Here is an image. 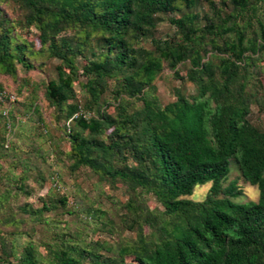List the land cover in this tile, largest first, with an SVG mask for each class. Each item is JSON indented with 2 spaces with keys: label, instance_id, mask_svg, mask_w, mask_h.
<instances>
[{
  "label": "trees",
  "instance_id": "obj_1",
  "mask_svg": "<svg viewBox=\"0 0 264 264\" xmlns=\"http://www.w3.org/2000/svg\"><path fill=\"white\" fill-rule=\"evenodd\" d=\"M2 3L18 16L9 19L0 9V72L14 77L18 66L35 69L39 57L58 60L44 97L55 121L66 124L70 170L87 168L111 188L125 187L118 223L136 237L111 245L67 228L52 231L41 245L44 253L32 239L18 249L15 230L6 236L2 227L17 228L18 215L19 223L27 218L41 224L67 198L42 197L34 209L26 177L9 176L0 186V210H6L0 264H264V131L249 120L252 106L264 107V0ZM203 3L206 11L199 10ZM168 14H179L168 18L174 34L155 37ZM31 29L34 40L17 33ZM165 69L192 84L194 93L175 88L174 100L162 106L154 82ZM6 121L7 128L9 116ZM232 160L258 189L257 202L236 203L242 194L236 182L223 185ZM206 183L202 201L188 199ZM144 195L162 207L159 214ZM104 216H89L93 231L117 235Z\"/></svg>",
  "mask_w": 264,
  "mask_h": 264
},
{
  "label": "rangeland",
  "instance_id": "obj_2",
  "mask_svg": "<svg viewBox=\"0 0 264 264\" xmlns=\"http://www.w3.org/2000/svg\"><path fill=\"white\" fill-rule=\"evenodd\" d=\"M3 14L14 20L18 11L12 5L0 4ZM199 10L206 11L203 3ZM179 14H168L162 16L157 30L154 34L157 38H165L174 34L175 29L168 23V18L177 17ZM23 38L34 40L37 32L31 29L29 32L17 30ZM147 48L151 49L148 42ZM39 46L35 43V49ZM58 60L48 57H39L35 62V69L25 72L18 66L17 74L9 77L0 72V94L5 98L0 100V186L6 183V177L25 176L26 184L33 190V195L28 202L34 209L41 206L39 198L49 197L55 200L58 197L67 198L66 206H59L52 212L42 216L41 224L36 221L24 219L20 215L17 219V228L13 225H4L2 232L9 235L12 230L15 234L16 245L20 249L29 240L38 245V250L44 253L42 243L51 237L52 231L60 232L78 229L91 239L99 238L111 245L124 240H133L135 232L122 230L119 226V218L124 213L123 205L126 203L128 194L125 187L117 183L111 188L105 182L100 181L98 176L87 168H80L73 172L70 170V162L67 159L69 143L65 136L66 124L62 121L56 122V111L45 100L44 92L46 83L55 78V68ZM77 64H83L79 59ZM186 65L179 66V74L185 76ZM79 78L78 82H82ZM78 82L74 88L77 99L82 102L84 93ZM264 84V75L263 82ZM155 96L162 106L174 100L173 90L180 88L185 95L194 93V86L188 82H181L173 78L170 70L165 69L155 80ZM258 90V88H256ZM264 100V96L261 97ZM10 117V125L4 126L6 117ZM249 120L264 131V107L259 109L252 106ZM12 124V125H11ZM230 181H235L242 194L234 199L236 203L257 202L258 189L249 185L242 177L238 164L232 160L227 180L223 182L226 186ZM210 183L197 185L193 194L188 199L200 202L204 199ZM146 205L159 214L162 207L151 195H144ZM23 203L24 198L18 199ZM97 211L105 212L104 218L112 220L118 229L117 235H105L94 232L95 220L90 215ZM6 213L0 210V218ZM2 224H0V227ZM147 231V229H145Z\"/></svg>",
  "mask_w": 264,
  "mask_h": 264
},
{
  "label": "built area",
  "instance_id": "obj_3",
  "mask_svg": "<svg viewBox=\"0 0 264 264\" xmlns=\"http://www.w3.org/2000/svg\"><path fill=\"white\" fill-rule=\"evenodd\" d=\"M3 98H5V96L0 94V100L3 99Z\"/></svg>",
  "mask_w": 264,
  "mask_h": 264
}]
</instances>
